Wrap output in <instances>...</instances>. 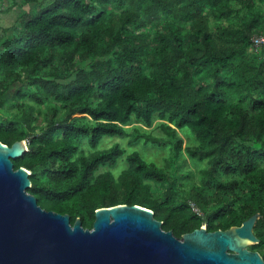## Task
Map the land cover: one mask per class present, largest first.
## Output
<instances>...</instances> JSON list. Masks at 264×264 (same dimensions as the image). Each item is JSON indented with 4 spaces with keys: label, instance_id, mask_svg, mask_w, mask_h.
Instances as JSON below:
<instances>
[{
    "label": "trees",
    "instance_id": "obj_1",
    "mask_svg": "<svg viewBox=\"0 0 264 264\" xmlns=\"http://www.w3.org/2000/svg\"><path fill=\"white\" fill-rule=\"evenodd\" d=\"M43 0H0L24 9ZM211 19L213 22H211ZM264 0H54L0 39V142H27L13 161L31 173L45 211L92 230L96 211H153L176 238L226 231L256 214L249 248L264 259ZM14 86H21L10 99ZM158 128L170 142L136 126ZM188 129L198 145L186 147ZM170 146L206 164L192 200L173 173L120 144ZM86 147V149H85ZM127 155V156H126ZM127 168L114 172L124 158ZM228 179V180H227Z\"/></svg>",
    "mask_w": 264,
    "mask_h": 264
},
{
    "label": "water",
    "instance_id": "obj_2",
    "mask_svg": "<svg viewBox=\"0 0 264 264\" xmlns=\"http://www.w3.org/2000/svg\"><path fill=\"white\" fill-rule=\"evenodd\" d=\"M27 142H0V264H264L249 250L260 214L241 227L178 239L165 232L153 211L121 205L100 208L92 230L80 219L43 210L28 193L31 173L13 161L30 152Z\"/></svg>",
    "mask_w": 264,
    "mask_h": 264
},
{
    "label": "rangeland",
    "instance_id": "obj_3",
    "mask_svg": "<svg viewBox=\"0 0 264 264\" xmlns=\"http://www.w3.org/2000/svg\"><path fill=\"white\" fill-rule=\"evenodd\" d=\"M53 1L54 0H43L39 5H29L22 10L18 7L10 10V4L5 2L2 7L3 12L0 13V39H6L13 34L14 30L18 28L20 16L24 13H31L35 11V9H38L39 6L43 8ZM211 22H213L212 19ZM20 87L21 86H14L7 94L5 100L8 102V105H10V99ZM136 126L140 127L143 133L163 138L164 141L169 144L170 140L165 138L164 134L158 128L159 121H155L152 128H145L142 125H133L126 127V129L131 133ZM180 136L184 140V145L186 147L198 145L196 137L188 129L181 131ZM115 144H120L121 147L127 151V155L138 152L148 164H155L159 168L170 170L174 175V179L179 183V191L183 198L189 202V204H194L192 200V189L200 184L201 171L206 168L205 163L201 164L197 161H192L185 153L177 160L169 145L162 148L151 144H144L143 140L135 145L129 146L128 140L126 139L108 138L104 140L100 149H109ZM126 156L120 161L119 166L114 172L116 177L127 168L125 161ZM203 227H206V225Z\"/></svg>",
    "mask_w": 264,
    "mask_h": 264
},
{
    "label": "built area",
    "instance_id": "obj_4",
    "mask_svg": "<svg viewBox=\"0 0 264 264\" xmlns=\"http://www.w3.org/2000/svg\"><path fill=\"white\" fill-rule=\"evenodd\" d=\"M252 51L254 54H258L260 51H264V36H255L252 38ZM195 204H191V207L195 214L198 216H203V214L198 210L199 208Z\"/></svg>",
    "mask_w": 264,
    "mask_h": 264
}]
</instances>
